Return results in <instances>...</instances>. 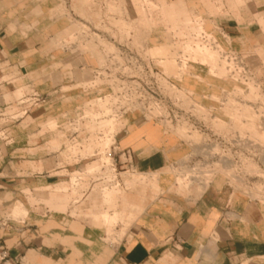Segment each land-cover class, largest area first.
<instances>
[{
    "label": "crops",
    "instance_id": "obj_1",
    "mask_svg": "<svg viewBox=\"0 0 264 264\" xmlns=\"http://www.w3.org/2000/svg\"><path fill=\"white\" fill-rule=\"evenodd\" d=\"M153 1L185 8L225 46L264 41L259 25L224 0ZM138 6L137 0H0V124L9 136L0 140V251L26 264H264V204L228 190L221 179L192 178L182 187L178 175L191 147L136 116L109 149L122 181L133 183L123 197L132 206L123 216L131 221L118 226L120 237L108 239L94 206L80 207L79 186L66 210L31 204L30 195L47 199L48 187L62 188L81 167L73 145L79 133L69 124L91 98L86 88L98 60L66 40L80 24L139 19ZM17 91L36 92L42 101L10 120L3 115L14 108Z\"/></svg>",
    "mask_w": 264,
    "mask_h": 264
},
{
    "label": "rangeland",
    "instance_id": "obj_2",
    "mask_svg": "<svg viewBox=\"0 0 264 264\" xmlns=\"http://www.w3.org/2000/svg\"><path fill=\"white\" fill-rule=\"evenodd\" d=\"M137 1L139 19L126 25L95 27L115 36V43L99 36L88 39L86 24H80L76 35L66 42L75 41L81 50L96 52L97 65L104 64L105 50L123 47L127 55L116 56L114 64L126 69L124 78L128 82L137 79L141 86L129 87L121 94L130 99L140 91L148 98L154 95L161 101L162 113L173 120L145 118L138 108L118 112L117 104H108L101 98L109 88L99 80L89 101L77 112L75 123L69 124L79 133V139L73 143L80 148L79 172L70 175L69 183L62 188L48 187L47 199H39L38 193L30 195L33 206L43 204L66 210L72 202L69 193L79 186L80 207L90 203L99 211L98 217L107 226L108 239L113 241L116 235H121L118 226L125 228L131 221L127 214L123 216L128 210L132 213V206L123 197H130L133 183L122 181L120 169L106 147L126 126L129 116L159 123L191 147L192 154L186 158L188 166L178 175L182 187L194 180L192 176L198 174L197 169L204 170L205 180L221 179L228 190L264 204V41L248 40L231 47L221 43L228 54L220 55L200 37L202 30L212 34L198 17H189L185 8L172 7L163 1ZM224 1L230 8L240 9L247 15L244 19L257 23L264 33V6L257 8L264 0ZM197 46L203 47L205 55L192 57L191 51ZM211 54L215 60L210 59ZM20 95V91L15 93V97ZM194 102L197 107L191 108L189 105ZM144 106L152 112L154 105L146 102ZM174 116L181 121L176 122ZM56 125L52 121L48 126ZM88 164L91 165L86 167ZM105 176L117 178L107 183ZM91 179L94 182L90 183ZM60 189L63 192L59 195Z\"/></svg>",
    "mask_w": 264,
    "mask_h": 264
},
{
    "label": "built area",
    "instance_id": "obj_3",
    "mask_svg": "<svg viewBox=\"0 0 264 264\" xmlns=\"http://www.w3.org/2000/svg\"><path fill=\"white\" fill-rule=\"evenodd\" d=\"M87 25V24H86ZM88 27V33H87V38L91 39H97V36L99 37H103L105 39H108L110 41H112L113 43H115L116 41V37L115 36H111L108 33L105 32H101L96 28H93L94 30H91L92 27H90L89 25H87ZM200 37L203 41H205L206 43H209L212 47H215L216 50L220 53V55L222 54H228L227 51H225L222 47L221 44L216 40V38H214L212 35H209L208 33H204V30L201 31L200 33ZM71 42H75V41H71ZM77 43V42H76ZM120 44V43H119ZM106 51V59L103 62V65H96L93 68V78L89 84V86L86 88V91L90 92L92 90H94L96 88V86H98V81H102L105 82L103 83L104 86H107V88H109V92L105 95L102 96L101 98L108 104H117V109L118 112L120 110H122V113H126L128 110H135V109H139L141 110L144 115L145 118L149 117L153 120H161V121H172L173 117H169V114L166 116L164 115V113H162V108L160 107V100H158L157 97H155L154 95H151L149 98L145 97L144 95H142L141 91L139 92V94H135L131 99L127 98L126 96L122 95V91L124 89H129V87L131 88L132 86H134V88H140L141 83L137 80L134 79L130 82H128L124 77L125 72V68L120 66V65H115L114 63H116L115 58L116 56H120L121 58L126 56V50L123 47H118L117 50H105ZM119 89V90H117ZM148 99V100H147ZM42 101V97L36 93V92H32V93H23L21 92V95L18 97H15V102H14V108L9 109L6 112L5 115L3 116H7L10 120H16L18 118H20L24 113H26L28 111V109L41 102ZM149 102L152 103L153 109L152 112H149L146 108H145V103ZM197 103H190V107H197L196 105ZM116 112V113H118ZM121 113V112H120ZM121 113V114H122ZM78 116V115H77ZM176 122L181 121L180 119H178L176 116H174ZM76 119V118H75ZM191 120V119H190ZM188 122V121H186ZM74 120L72 121V124H74ZM3 124V123H2ZM76 131V130H75ZM0 140L3 141H8L9 140V136L7 134V131L5 130V128L0 124ZM113 144V142H112ZM111 144V146H112ZM109 151V155H112V152ZM208 153V152H207ZM192 154V153H191ZM223 163L228 164V161H223ZM202 165V164H201ZM198 173L196 176H192V178H199V180L204 181L206 183L210 182L205 180V174L204 170H198L195 172V174ZM203 174V176H199V174ZM105 182L107 183H112L115 181V179L117 178V176H105ZM0 262L1 264H26L23 263L19 260H13L8 252L6 250H1L0 251Z\"/></svg>",
    "mask_w": 264,
    "mask_h": 264
},
{
    "label": "bare ground",
    "instance_id": "obj_4",
    "mask_svg": "<svg viewBox=\"0 0 264 264\" xmlns=\"http://www.w3.org/2000/svg\"><path fill=\"white\" fill-rule=\"evenodd\" d=\"M203 48V47H202ZM202 48L200 47V46H197V47H195L191 52H192V57H197V56H202V54H204L205 55V53H204V51L202 50ZM201 49V50H200ZM210 59L211 60H215V56H214V54H211L210 55ZM224 73V75H226L225 73V71L223 72ZM222 74V73H221ZM220 74V75H221ZM223 75V76H224ZM109 143V142H108ZM112 143V142H111ZM111 143L110 144H107V146L109 145V147H106V150L108 151V153H109V149H110V145H111ZM108 148V149H107ZM110 156V155H109Z\"/></svg>",
    "mask_w": 264,
    "mask_h": 264
}]
</instances>
